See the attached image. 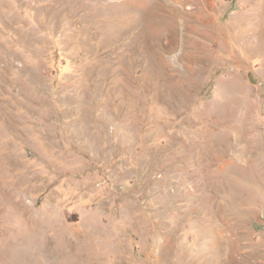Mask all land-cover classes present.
I'll return each mask as SVG.
<instances>
[{"label": "rangeland", "instance_id": "374dc122", "mask_svg": "<svg viewBox=\"0 0 264 264\" xmlns=\"http://www.w3.org/2000/svg\"><path fill=\"white\" fill-rule=\"evenodd\" d=\"M0 264H264V0H0Z\"/></svg>", "mask_w": 264, "mask_h": 264}]
</instances>
